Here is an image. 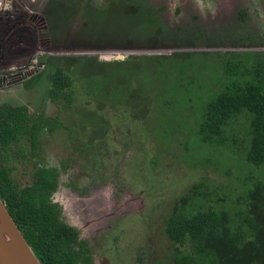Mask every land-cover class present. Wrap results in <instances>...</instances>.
I'll return each mask as SVG.
<instances>
[{"label":"trees","instance_id":"trees-1","mask_svg":"<svg viewBox=\"0 0 264 264\" xmlns=\"http://www.w3.org/2000/svg\"><path fill=\"white\" fill-rule=\"evenodd\" d=\"M160 7L152 0H103L101 4L92 0H51L47 15L51 17L54 9L60 16L78 13L87 38L106 44L130 41L125 30L133 27L142 31L140 41L155 45L194 41L197 29L170 25L168 18L161 19L164 10ZM245 12H238L242 22ZM191 58L203 62L201 73L206 79L212 61L220 66L219 75L224 78L220 80L221 90L198 108L199 120L192 130L195 137L213 143L230 138L232 152L242 154L247 167L264 165V52L137 54L112 61H101L96 56H52L44 60L41 73L46 71L50 76L46 101L58 106L55 115H48L45 109H31L27 103L0 104V197L41 264H90L76 230L61 219L60 207L52 202L51 195L58 189L61 171L73 170L74 157L88 153L85 156L90 157V163H97L93 142L82 141L67 162L59 165L49 164L46 146L56 147L61 134L67 142L76 144L75 135L83 128L84 120L89 122L88 133L92 136L100 134L104 141L110 138L111 128L103 124L100 106L108 104L115 109L121 98L133 110L142 106V91L133 89V83L146 74L147 68L155 69L159 84L153 88L152 99L158 108L153 119L161 117L160 113L168 110L166 105L172 103L168 97L178 96L174 95L177 85L186 88L190 80V85H195L193 74L189 80L186 77L188 70L199 74ZM172 67H180L177 75H173ZM61 105L79 106L69 116L71 125L65 124ZM240 118L244 121L238 123L236 119ZM75 121L78 123L73 124ZM159 121L151 125V131L155 125L162 127ZM78 124L80 128L75 129ZM165 128L169 127L163 125L161 136L169 142V135L171 138L175 132ZM183 147L187 149V145ZM247 180L250 186L236 199L240 208L235 218L225 205L205 203L201 185L177 198L163 223L164 235L173 250V264H264V179L248 175Z\"/></svg>","mask_w":264,"mask_h":264},{"label":"rangeland","instance_id":"rangeland-1","mask_svg":"<svg viewBox=\"0 0 264 264\" xmlns=\"http://www.w3.org/2000/svg\"><path fill=\"white\" fill-rule=\"evenodd\" d=\"M2 1H5V10L0 11V104L27 103L31 109H45L48 115H55L58 106L46 101L50 76L41 71L47 57L96 56L101 61H112L137 54L264 52V0H152L161 5L165 11L161 19L168 18L170 25H191L189 29H197L194 41L176 45L140 41L142 31L138 27L125 30L131 36L128 37L130 41L97 42L95 38L88 39L81 30L78 13L60 16L54 9L51 17L47 15L51 0ZM92 1L101 4L103 0ZM240 9L247 11L243 22L238 16ZM3 29L8 33L4 34ZM138 60L141 61L140 58ZM192 61L194 67L198 65L197 71L202 76L195 70H188L187 80L193 74L195 85H190V80L186 88L176 86L174 81L178 91L174 95L178 96L168 97L172 102L166 105L168 110L159 112L162 116L157 119L161 120L162 127L155 125L150 130L151 125L157 122L158 108L152 97L153 88L159 84L155 79V69L147 68L146 74H141L133 83V89L142 91L141 97L145 101L142 106L133 110L130 108L133 106L127 105L122 98L115 109L108 104L100 106L99 111L104 113L103 124L111 128L108 131L110 138L104 141L100 134L92 136L88 133L89 122L84 120L82 129L79 127L81 124L75 128H80L75 135L78 139L76 144L67 142L65 134H61L56 147L53 144L46 146L45 156L49 164L59 165L67 162L68 156L74 154V149H78L82 141L94 143L97 149L95 165L88 160L90 157L85 156L88 153L74 157L72 162L73 176L82 188H90L87 191L90 194L80 198L62 189L57 197L64 202L65 222L72 225L69 213L70 209L74 210L72 205L78 199L83 200L77 202L82 210L74 211L79 217L76 224L81 225L101 215L107 217L97 227L108 226L116 233L120 251L127 252L126 259L120 264H159L160 260H164L163 264H173V250L163 232L164 218L177 198L193 186L201 185L205 203L225 205L235 218L240 208L236 199L250 186L247 176L264 179V165L247 167L242 154L232 152L234 145L230 138L222 143L202 142L193 134V127L199 120V106L221 90L220 80L224 78L219 75L222 71L215 61L209 62L208 79L204 72L201 73L203 62L198 59L197 62ZM69 65L74 69L73 64ZM179 69L172 67L173 75H177ZM78 107L60 106L66 117L65 124H70L69 116ZM191 114L194 117L190 118ZM236 120L238 123L244 121L243 118ZM163 125L169 127L165 130L175 132L173 137H168L170 143L161 136ZM230 131L228 129V133ZM184 145H187L186 150ZM95 189L105 200L92 198L91 190ZM110 215L114 217L110 218ZM107 257L112 256L108 254Z\"/></svg>","mask_w":264,"mask_h":264},{"label":"flooded vegetation","instance_id":"flooded-vegetation-1","mask_svg":"<svg viewBox=\"0 0 264 264\" xmlns=\"http://www.w3.org/2000/svg\"><path fill=\"white\" fill-rule=\"evenodd\" d=\"M40 22H42V21L40 20ZM3 30H4V34H5V32H6V34L8 33V30H6V29H3ZM41 40L42 39H40V42H41ZM71 172H73V170H71V169H69L66 172L61 171V177L62 178H61V181L59 182L58 189L51 195L52 202L57 203V205L60 207V214H61L62 220H64V217H63L64 216V209H63L64 202H63V200L58 199V197H57V195L61 194L62 189H65L66 191L75 193L80 198L82 196H87L90 194V192L87 193V191L90 188H88V187L82 188L80 186L79 180L75 179V177L73 176V173L70 174ZM81 191H84L83 195H80ZM91 196H92V198L96 199L97 201L105 200L104 197L100 194V191L99 190L97 191L96 189L91 190ZM78 200L79 201H76L75 204L72 205L74 207V210L70 209L71 213H69V218H71V222L74 225H72L71 223H68V222H66V223L68 225L72 226L76 230L77 240L79 241V244L84 245V247H83L84 251L87 252L90 256V258H89L90 264H115V262L120 264L123 259H126V257H124V256L127 255V252L125 253L123 251H120L121 249H120L119 244H118L119 239L116 236V233L113 231H110L108 226L97 227V224L100 225V223L102 222L103 219L107 220V217L103 218V215H101L98 217L91 218L88 221L82 223L81 225L76 224V221L79 217H78V215H76V213L74 211H75V209L78 212H80L82 210L77 202H81V200H83V199H78ZM117 210H118V208H117ZM104 216H108V214H104ZM65 217H66V215H65ZM109 217L113 218L114 215H110ZM135 247H137V246H135ZM135 247H134V249H135ZM108 254H111L112 257H107Z\"/></svg>","mask_w":264,"mask_h":264},{"label":"water","instance_id":"water-1","mask_svg":"<svg viewBox=\"0 0 264 264\" xmlns=\"http://www.w3.org/2000/svg\"><path fill=\"white\" fill-rule=\"evenodd\" d=\"M0 264H41L1 197Z\"/></svg>","mask_w":264,"mask_h":264},{"label":"built area","instance_id":"built-area-1","mask_svg":"<svg viewBox=\"0 0 264 264\" xmlns=\"http://www.w3.org/2000/svg\"><path fill=\"white\" fill-rule=\"evenodd\" d=\"M0 11H4L5 10V1H0ZM42 67H43V63H42Z\"/></svg>","mask_w":264,"mask_h":264}]
</instances>
